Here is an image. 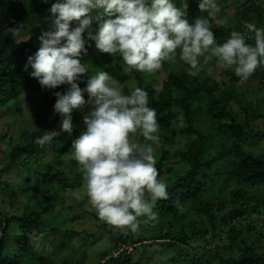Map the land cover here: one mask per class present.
<instances>
[{"label":"trees","instance_id":"16d2710c","mask_svg":"<svg viewBox=\"0 0 264 264\" xmlns=\"http://www.w3.org/2000/svg\"><path fill=\"white\" fill-rule=\"evenodd\" d=\"M57 2L61 0H0V118L9 109L6 102L20 99L37 102V111L33 114L37 120L35 129H24L17 141L9 137V152L2 147L8 135L0 133V193L13 190L16 193L20 187L30 185V178L13 180L9 174L20 166L27 168L33 159L42 192L35 205L41 206L46 199H60L57 197L65 189L83 186L82 169L70 153L74 141L81 135V126L85 132L87 125L85 117L81 125L73 120L71 134L61 131L49 144L36 143L38 137L62 126L65 117L55 112L54 105L56 93L66 94L68 90L63 84L55 88L53 94H43L45 87L31 75V66L25 70L28 58L35 55L41 44L24 42L18 45L7 30L20 29L33 14L51 13L52 5ZM173 2L177 7L188 4L185 18L189 23L200 16L208 17L207 12L199 9L200 0ZM219 2L224 7H219ZM215 3L219 9L215 10L216 20H212L211 25L217 44L226 42L232 31L246 37L254 35L245 27L246 22L264 28V0H237L233 14L226 12L225 0H215ZM91 16L92 24L83 33L87 51L82 52L80 59L87 65L89 61L94 63L96 73L110 74L114 68L110 75L121 82L125 94L135 87L148 92L149 106L156 110L160 124V155L156 166L169 188L168 199L158 200L154 208L158 220L141 223L136 233L105 223L104 231L112 238L113 248L100 252L99 261L104 258L103 264H264V152L252 151L245 145L246 138L254 136V123L264 119V97L260 103L255 102L258 108L253 110L252 99L237 90L240 83L234 70L216 69L215 60L203 66L195 77L188 75L189 66L178 57L176 63L165 62L162 70L155 74L126 69L118 54L100 51L95 40L89 39V33L98 34L103 21L115 17H108L102 9H94ZM77 26L74 21L70 27ZM246 42L254 44L253 39ZM209 66L214 68L212 76L207 74ZM159 77H164L162 82ZM89 78L90 75L83 74L76 83L86 89ZM130 80H135L136 84L131 86ZM253 80L264 85V67L258 68L245 83ZM83 94L87 101L89 94L86 91ZM233 103L241 108L242 115L235 111ZM2 105L7 106L5 110ZM203 114L212 125L210 132L198 122L204 119ZM180 116H183V126L177 119ZM256 134L259 139L264 136V132ZM136 137L143 138L139 134ZM47 153L51 157L45 158ZM175 159L187 164L185 172L173 174L170 166ZM222 162H228L230 168L223 171ZM177 200L183 211L175 206ZM5 201L19 210L16 205L20 204L15 199ZM27 207L13 214L0 210V232L4 222L8 223L0 240V264H57L53 253H43L35 247L36 234L51 231V244V239L63 233V246H68L69 241L83 239L85 233L77 228L64 231L49 226L48 229L41 215ZM89 214L100 220L95 210ZM190 215L196 219L187 223ZM71 219L77 220L78 216ZM13 223L18 226L16 233ZM77 262L70 258L61 264Z\"/></svg>","mask_w":264,"mask_h":264},{"label":"clouds","instance_id":"9594fccd","mask_svg":"<svg viewBox=\"0 0 264 264\" xmlns=\"http://www.w3.org/2000/svg\"><path fill=\"white\" fill-rule=\"evenodd\" d=\"M187 8V3L177 7L173 0H61L50 9L56 17L54 30L43 32L41 47L25 65V70L31 66V75L42 87L70 85L66 94L56 93L54 105L55 112L65 117L63 131L72 133L74 109L91 105L85 116L87 130L74 141L70 155L82 169L91 207L100 220L121 231L136 233L141 223L157 221V201L168 199V184L160 178L153 147L160 140V124L156 110L149 106L148 92L140 87L125 94L121 82L105 71L92 75L86 89L76 83L89 72L80 59L87 51L83 33L92 24L94 9L115 17L103 21L98 34L89 33V39L95 40L100 51L118 54L126 69L141 73H158L165 62L176 63L178 57L189 66L188 75L195 77L215 60L216 69L234 70L243 84L264 67V28L246 22L245 27L254 35L232 31L226 42L217 44L211 25L216 20L215 0H200L199 9L208 17L200 16L194 23L185 18ZM74 21L78 26L73 29ZM7 31L20 41L19 28ZM247 39H253L254 44ZM206 70L209 76L214 75L213 67ZM177 119L183 126V116ZM137 134L151 143L137 142ZM58 135L46 132L36 143L44 146ZM74 195L81 197L80 192ZM174 204L183 211L179 200Z\"/></svg>","mask_w":264,"mask_h":264},{"label":"rangeland","instance_id":"374dc122","mask_svg":"<svg viewBox=\"0 0 264 264\" xmlns=\"http://www.w3.org/2000/svg\"><path fill=\"white\" fill-rule=\"evenodd\" d=\"M225 5L226 12L229 14H233L234 9L237 7V0H225ZM220 6L222 8L224 7V4H221L219 2V7ZM219 7H217V9H219ZM34 16H38L39 20L34 18ZM30 17L24 21L22 27H20L19 29L20 31L18 40L20 41L17 42L18 45L24 42H35L37 44H41L42 42L39 37L43 34V32L54 30V20L56 17L52 13L38 15L33 14ZM84 61H87V57L84 59ZM88 67L89 72L87 74L90 75L91 78L92 75L96 74L94 63L92 64V62L89 61ZM113 71L114 68L111 70L110 74H112ZM163 78L159 77L161 82ZM129 83L131 86L136 84L135 80H130ZM65 88L69 90L70 85L65 84ZM55 90V88L49 89L45 87L42 93L53 94ZM237 90L243 96L245 95L246 97L252 99V101L254 102V106L252 108L253 110L256 109V107L258 108V105L255 104V102L260 103V101L264 97V85H262L261 81L259 80H253L245 84H239ZM7 98L8 97L6 96L5 101L7 100ZM6 103L9 105V109L7 110L6 114H4L0 118V133H5L8 135L7 139H4V141L2 142V147L6 150V152H9V137H12L14 141H17L18 139H20L21 133L24 129H35L37 120L34 118L35 116H33V114L37 111V102L32 101L29 103L28 101H26V99H20V101L11 100L10 102ZM233 106L235 111L242 115L241 108L238 107L236 103H233ZM6 107V105L1 106L3 110H5ZM90 110L91 105L88 104H86L82 109H74L71 114L72 121L74 120V122L81 125L84 117L90 112ZM203 117L204 119H199L198 122L204 130L210 132L212 130V125L207 120L206 114H203L202 118ZM81 128L82 135L84 133V129L82 126ZM254 129V136H248V138H246L245 140V145L252 151L264 152V136L259 139L260 137L256 134L257 131L264 132V119L257 120L254 123ZM54 131L57 133H60L61 131L63 132L62 126L57 127ZM135 139L141 144L151 143L144 140V138L140 140L139 138L135 137ZM153 147L156 150V158L158 161L160 155L159 145L154 144ZM44 157L49 158L51 157V155L47 153ZM34 163V160L30 159V165L27 168L20 166L15 171L9 174L10 178L13 180H15V178L23 180L30 178V185L24 188L20 187L21 191L18 190V192L16 193H13L14 190L13 192H6V194L0 193V210L5 211L6 213L13 214L18 212L19 210H25L26 206H28L27 209L32 207L33 209H35V211H37V214L41 215L42 221L48 226V229L49 226H57L64 231L68 230L69 228H77L80 231H83L85 233L83 239H79L77 241H69L68 246H63V242L65 241L63 233L56 235L55 239H51V244L49 243L50 235L51 238L53 236L51 231L46 232H49V237L46 236V233H42L40 235L36 234L34 240L35 247L40 252L53 253L51 255L57 259V264H61L70 258L77 259L78 264H103L105 262V259L103 258L99 261V259H101L99 253L102 251H110V249L113 248V240L112 238H110V235H108L107 232L104 231V229L106 228L105 222L99 219H93L90 216V211H93L95 209H93L88 202V198L84 192V187L80 186L73 189H65L62 191L61 196L57 197L60 198L57 201L46 199L44 206L35 205V203L41 199L42 192L39 190L38 173L34 169ZM222 163L224 164L222 165L223 171H226L228 168H230L228 162ZM170 167L173 174H180L185 172L188 166L187 164L181 163L177 159H175L173 160V163ZM75 192H80V199H76L74 195ZM12 198L20 204L16 205L19 210L15 209V206L9 205V203L5 201ZM38 203L40 204L41 202ZM52 207H54L53 210ZM53 211L55 212L53 213ZM74 215L78 216L77 220L71 219L72 217H74ZM192 219H196L194 215H190L189 218H187L186 222L189 223V221ZM12 227L14 228L13 232H18V226L15 223L12 224ZM46 230L47 229H45V231ZM87 233L90 241L86 239ZM58 239L60 240V243H58Z\"/></svg>","mask_w":264,"mask_h":264},{"label":"water","instance_id":"95a60500","mask_svg":"<svg viewBox=\"0 0 264 264\" xmlns=\"http://www.w3.org/2000/svg\"><path fill=\"white\" fill-rule=\"evenodd\" d=\"M7 224H8V223L5 221V222H4V226L2 227L1 232H0V233H1V235H0V240H1L2 236H3V234H4V231H5L6 227H7Z\"/></svg>","mask_w":264,"mask_h":264}]
</instances>
